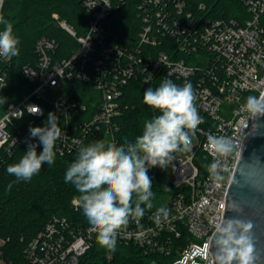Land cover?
I'll use <instances>...</instances> for the list:
<instances>
[{
  "label": "built area",
  "instance_id": "built-area-1",
  "mask_svg": "<svg viewBox=\"0 0 264 264\" xmlns=\"http://www.w3.org/2000/svg\"><path fill=\"white\" fill-rule=\"evenodd\" d=\"M238 1L245 12L241 20L206 17L198 21L185 0H143L140 6L152 9L142 15L137 39L127 38L123 45L107 43L109 27L104 21L114 5L124 0H108L110 7L104 0H83L91 20L87 33L80 37L53 14L59 27L76 38L78 48L71 57L56 60L54 40L41 37L36 41V64L22 67L23 77L36 87L0 114V165L1 155L8 154L20 136V129L10 131L9 127L24 115L42 116L29 114L27 107H40L37 100L44 90L63 120L54 148L62 156L77 149L87 134L106 135L108 142L117 145L116 119L125 108L122 96L131 80L190 83L201 123L190 134V151L178 153L170 182L174 193L160 206L169 210L168 219L156 223L159 207L145 211L139 220L130 219L117 236L116 248L136 249L145 264H213L209 247L215 225L224 218L229 184L246 136L255 127L245 105L249 97L260 101L264 93V0ZM163 40L174 43L170 52L159 45ZM72 81L92 84L91 110L69 98ZM4 85L3 72L0 90ZM21 111L22 116L13 114ZM71 125L77 127L72 130ZM209 135L227 137L236 145L233 153L221 158L223 179L218 182L209 178L206 167L214 160L207 145ZM70 206L75 212L83 211L78 195L71 198ZM2 244L0 240V253ZM93 248L97 264H117L116 256L98 244L84 214L76 221L54 215L27 243L23 255L25 264H81ZM0 261L6 264L1 256Z\"/></svg>",
  "mask_w": 264,
  "mask_h": 264
},
{
  "label": "trees",
  "instance_id": "trees-1",
  "mask_svg": "<svg viewBox=\"0 0 264 264\" xmlns=\"http://www.w3.org/2000/svg\"><path fill=\"white\" fill-rule=\"evenodd\" d=\"M83 0H2L0 15L13 26V34L19 39V55L9 57L5 62L0 56V75L5 73V85L0 90V96L7 98V102L0 105V114L9 103L20 101L25 95L30 94L36 87L29 83L22 75V67L35 65L37 55L34 51L36 41L41 38H49L57 43L53 57L56 60L67 59L77 50L76 38L61 29L60 21H64L76 33L77 37L84 36L88 31L91 20L90 12L82 7ZM143 0H124L118 7L114 5L104 23L109 27L106 34L107 43L123 45L130 38L135 41L142 26V15L152 6L141 7ZM186 6L193 12L199 21L206 17L233 18L241 20L245 16L244 8L238 0H185ZM3 25H0V31ZM161 47L169 51L174 43L163 40ZM145 47V46H144ZM158 47V48H161ZM145 47V50H148ZM143 50V52H145ZM162 82L158 79L143 83L139 80H131L122 96L124 103L121 115L116 119L117 130L114 132L117 146L125 142H135L137 136L143 132L146 121L151 120L160 113L144 103L143 95L147 88H157ZM72 91L69 98H75L85 104L87 110H91L90 97L94 89L90 83L70 82ZM42 98L37 100L43 111V115L33 118L24 115L16 120L10 131L20 129L18 141L12 146L8 154L1 155L0 165V240L1 257L6 264H25L23 250L27 243L41 231L46 222L52 216L66 217L76 221L83 215V211L75 212L70 206V200L74 196H80L75 186L65 182V174L78 155V150L83 145L95 143L99 140L108 142V136L103 134H87L82 139L77 149L60 156L56 153L53 164H44L40 172L34 175L31 181H17L7 173V167L18 163L27 151L28 142L36 143L37 152L42 151L38 138H31L30 127L45 126L49 112H54L58 117L59 127L62 129L63 120L54 105L47 101V90L42 92ZM85 113V112H84ZM84 114H78L82 117ZM71 125V129L74 130ZM77 131V130H76ZM199 157L202 153L199 152ZM165 170L152 168L149 176L152 178V211L162 205L165 198L174 193L170 182L167 180ZM9 183L12 184L8 189ZM104 251V250H102ZM108 251V250H107ZM110 251V250H109ZM116 256L117 264H145L137 250L132 247L115 248L111 251ZM97 250L93 248L82 257L81 264H97Z\"/></svg>",
  "mask_w": 264,
  "mask_h": 264
},
{
  "label": "clouds",
  "instance_id": "clouds-1",
  "mask_svg": "<svg viewBox=\"0 0 264 264\" xmlns=\"http://www.w3.org/2000/svg\"><path fill=\"white\" fill-rule=\"evenodd\" d=\"M103 3L110 7L108 0ZM0 25H3L0 56H18L19 39L13 34L12 24L0 15ZM143 100L160 114L145 122L143 132L135 142L125 139L117 146L99 140L83 145L65 174V182L73 184L81 194L80 207L91 231L97 234L98 244L110 251H115L117 236L128 226L130 219L139 220L145 214L144 206L147 209L153 207V182L149 170L174 167L176 154L190 151L191 135L201 123L194 103L196 93L190 83L180 86L172 80H164L155 89L147 88ZM6 102L7 98L0 96V105ZM245 108L254 117L264 116V103L254 97L247 99ZM27 111L32 115H43L36 105H29ZM16 113L23 115L22 111L13 114ZM29 133L31 138H38L42 151L38 154V145L28 142L27 151L19 162L7 167V173L17 181H31L44 164L54 163L55 144L61 137L57 115L49 112L45 126L30 127ZM207 145L214 156L213 162L206 165L209 178L214 182L221 181V158L233 153L236 145L227 137L213 135L207 137ZM11 187L9 183L8 189ZM228 211L233 215L225 216L215 225L212 242L217 264H254V225L246 218L245 206L233 201ZM168 216L169 210L159 207L154 219L159 224Z\"/></svg>",
  "mask_w": 264,
  "mask_h": 264
},
{
  "label": "water",
  "instance_id": "water-1",
  "mask_svg": "<svg viewBox=\"0 0 264 264\" xmlns=\"http://www.w3.org/2000/svg\"><path fill=\"white\" fill-rule=\"evenodd\" d=\"M2 0H0L1 6ZM259 102L264 103V93ZM254 129L245 139L242 152L226 195L225 216L233 201L245 206L246 218L254 225V264H264V116H253ZM213 237L209 247L213 264H217Z\"/></svg>",
  "mask_w": 264,
  "mask_h": 264
},
{
  "label": "rangeland",
  "instance_id": "rangeland-1",
  "mask_svg": "<svg viewBox=\"0 0 264 264\" xmlns=\"http://www.w3.org/2000/svg\"><path fill=\"white\" fill-rule=\"evenodd\" d=\"M178 157V153L176 154V159ZM175 164H176V160L173 161V165L174 167L170 166L169 168L166 169L165 171V175H166V178L169 182L172 181L173 179V173H174V169H175ZM0 256H1V253H0ZM0 264H3L1 261H0Z\"/></svg>",
  "mask_w": 264,
  "mask_h": 264
}]
</instances>
